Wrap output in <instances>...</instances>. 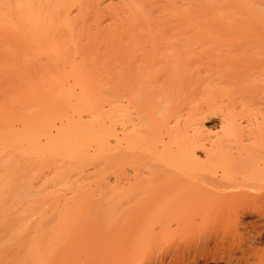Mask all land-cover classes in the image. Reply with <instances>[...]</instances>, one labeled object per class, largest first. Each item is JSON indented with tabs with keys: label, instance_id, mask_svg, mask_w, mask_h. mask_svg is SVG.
<instances>
[{
	"label": "bare ground",
	"instance_id": "obj_1",
	"mask_svg": "<svg viewBox=\"0 0 264 264\" xmlns=\"http://www.w3.org/2000/svg\"><path fill=\"white\" fill-rule=\"evenodd\" d=\"M106 1L112 2L114 0H0V42H7L12 46H23L26 50L44 49L56 43L54 42L57 39L56 36L60 35L59 33L62 31L71 37L77 29L78 18L83 19L87 16L86 13L91 12V9L102 6ZM118 1L125 2L126 6L124 7L127 8L126 10L132 12L128 14L127 22L119 26L121 30H113L117 33L122 32V29L125 30L133 26V23H135L132 17L133 14L148 17L146 13L148 8H161L159 7L161 2L169 3L171 6H166L165 9L172 11L170 12L171 15L177 16L175 27H177L179 33L178 42L182 50L180 53L170 55L156 53L155 48L148 47V44H154L155 42L154 36L151 33L148 35L149 30L137 34L128 32L126 34L129 48L127 63H125V70L119 76L122 79V96H118L114 91L115 89L113 90L114 85L112 82L105 81L106 83H102L101 79L97 78V73L95 74L96 64L92 65V70H88L85 64L75 62L76 59H73L70 74L75 76L79 92L67 90L62 92L59 100L51 97V102L55 103L54 105L60 104L59 106L65 107L57 109L60 113H57V115L62 118L67 115V118L64 119L67 122L66 126L71 127V129L60 133L57 131V135L53 134L55 136L49 134L51 128L53 129L56 125L54 121L59 118L58 116L55 117L56 119L53 118L56 116L53 112L56 110L48 114L50 115L49 119L52 117L51 121H53V123L50 121L48 124L44 123L45 116L43 118L39 115V117L33 112L35 113L34 116L40 119L38 120L37 117L35 119L32 117L33 113L30 114L33 121H31V117L29 120L23 121V126L27 125V127H23L21 131L19 129L22 127L16 128L18 131L16 136L14 135L16 134L14 133L16 132L15 129L14 132L8 130L9 128L12 129L11 127L14 128V126L7 123L5 127H11L5 128V130L2 126L5 131L2 127L0 128V136L5 133V135L3 134L5 139L4 137L1 138L4 140L12 139L13 141H10V143H13H11L12 145L9 144V140L8 142L5 141L7 142V149L4 146L2 148L4 153L5 150H8L5 154L10 152L9 156H3L2 149H0V153H2L0 154V161L3 157L1 162H6L8 161L7 158H10V161L5 164L0 162V165L4 164L6 167L0 166V169L2 168L0 171L6 172L3 173V176L1 175L3 178L0 176V190L2 191V188L5 190L7 187L9 190L14 186L18 187L17 189L13 188L14 192L7 189L9 192L6 191L5 193L10 194L12 192L11 196H8V194L0 195V198L2 197L0 208L2 203L4 206L8 203L5 208L8 207L9 212V209H11L9 204L14 205L15 208V203H17V206L20 204L21 206H16V210L21 209L20 212L29 210V213L21 220V225L18 224L20 219H16L18 211L15 212L13 207L12 210L14 211L11 210L13 213L10 211L12 214L4 213L9 215L1 214L7 210L4 209V206L3 211L0 210V214L3 216L0 217V220H3L1 222L10 225V229L8 227L3 229L2 225L4 224L0 222V229L2 228L3 230H1L4 232L0 231V233H3L0 234V259L3 254L5 255L4 259H6L7 254L11 256L14 253L13 258L14 256L16 258L9 257L11 259H6L9 260L7 263L4 259L2 261L5 264H147L148 259H146V262L142 257L145 253L141 251L143 245L141 244V238L144 240L146 238V242L149 239L156 240L159 241V245H163L168 241H166L167 238L170 240L171 238L175 239V236H177L179 241L177 243V239L175 240L174 243L176 244L170 252H163L164 255L161 254L154 260V256H152V259L149 256V263L186 264L191 259L194 262L195 257L199 259V255H202V258L205 259L206 252H208L207 256L212 255L209 250L212 251L215 247L213 251L216 256L210 257L222 259L223 257H220L221 252L225 251L228 257L222 260H229L232 264H243V261L245 263L248 260L250 253L256 250L257 243L261 241L259 239L263 235V231L261 232L258 228L260 224L252 220L251 222L250 220L249 222L246 221L248 217L255 216L256 218V215L260 217V223L263 222L262 218L264 220V0ZM150 32L153 33V31ZM71 43H75L74 39L71 40ZM59 46L57 45L53 49L59 50ZM139 51L142 52L140 57L137 56ZM162 55L167 57H162ZM55 57L60 58L61 54H57ZM172 64L176 66H174V69L167 67L172 66ZM105 77L115 80L106 73ZM65 89L66 87H63V90ZM215 93L221 97L225 93V96H227L226 102L218 99ZM201 95H210L209 102L201 103L199 100ZM123 97L127 98L128 106L123 104ZM106 106H108L109 112L105 110ZM67 108L69 111L72 110L77 113L79 118H82L83 114L87 112L86 115L89 114L92 120H89V122L78 120L76 123L72 121ZM215 111L222 113L224 130L207 145L206 139L201 134L202 119L207 113ZM51 114L54 115L51 116ZM105 117H108L112 124H120L121 129L126 131V140L122 148L107 147L106 140L108 141V137L113 135L114 128L111 124L105 126ZM34 119L36 121L35 126L32 123ZM27 121L31 127L34 126L35 128L32 129L28 126ZM37 121H41V125L44 123L43 127L46 131L48 130L45 125L50 126L52 124L54 126L48 127L47 136H51L46 139L48 140L46 146L49 145L47 147H43L44 144H39V134L42 130L40 128L42 127L38 125L40 123ZM36 125L38 128H36ZM35 129L40 131H35L39 145L33 143L34 146L30 141L37 139L36 134H33ZM7 130L8 133H6ZM30 132H33L34 136H31ZM7 134L15 136V139L7 137ZM28 135L36 137L35 140ZM25 140L27 143L30 142L36 149L33 147L32 150L26 151L28 148L21 147L20 141L25 143ZM14 142H17V148H14L16 145H14ZM13 145L14 147H12ZM95 146L98 150L91 153L92 147ZM8 147L12 148L8 149ZM21 149H24V151ZM34 149L36 150L35 153ZM198 149L203 151L204 160H200L197 156ZM13 152L16 153L17 158L12 154ZM29 152L32 153H30L31 155L34 154L35 158H38L32 159L33 156H28ZM25 153H27V157H24L26 156ZM125 155L127 157L124 158ZM46 156L48 157L46 158ZM4 157L6 158L4 159ZM22 157L25 160L29 157L28 162H22ZM127 158L132 161V164L140 162V164L136 163L138 166L140 165L139 167L143 165L146 169L148 168V183L142 181L141 184L145 191L147 190L145 188H148V193L144 192L145 195L147 194V199H145L148 203L144 198L141 199H144L145 205L148 206V222L151 223L145 225L147 215L145 216L146 219H142L145 221L143 223L140 219L144 216L138 213L140 215L139 221H142L144 228L146 227L145 232L142 226H139L141 224H133L135 220L132 217L135 219V216H137L135 213L134 216L129 217L131 222L133 220L131 224H128L130 222L128 219V222L126 220L121 222L120 219L121 225L127 222L124 226H119V223L115 222L117 219L114 218H116L117 211H115V215L113 214L115 221L113 219L106 220L109 226L103 220L105 219L104 216H98L101 213L96 214L98 218L100 217L99 220L95 216L98 221H92L90 215L95 212L91 211L90 214L89 210L87 212L83 211V208H80L81 204L93 208L95 206L98 210L95 204L97 201H101L105 207L104 204L107 200L110 203L115 199L111 201V198L108 199L110 195L104 196V192V194L102 192L97 193L98 195L96 193V195L88 194V196L90 195L88 198L86 194L83 193V196L82 192L78 194L79 191H75L76 196L80 195V200L83 199L81 200L83 203H81L79 199V202H77L78 196L76 197L75 192L73 193L74 187L72 192L71 189H67L69 186V188H72L73 182L77 179H81V177L78 178V174H81V172L83 174L84 169L90 164L93 166L95 164L97 169H100V171L96 170L94 166V174L96 173L97 176L102 177L104 176L103 172H110V169L117 170V165L119 166L118 171L122 170V164L124 165V162L128 160ZM49 159H52L49 163L53 165V168L55 167V170L51 165L50 173L53 174L50 175L49 179L45 178L44 182L48 179L46 182L51 184V178L53 182L57 181L56 183H58L59 181L61 184H58L64 186L57 189L58 184V187L54 188L53 186H56V184L53 183L52 188L49 184L43 182V185L46 184L49 189H56L57 192H48V187L44 188L46 185L42 186L44 190L41 187V189L33 192L32 189L34 188L30 180L34 175L35 177L38 176L37 171L41 173L42 169L40 170L39 166L49 168ZM37 160L38 162H36ZM129 160L125 164L129 163L132 166ZM115 161L123 163L117 164ZM114 162L117 165H114ZM15 163L18 166L20 165V170L24 173L21 175L22 177L26 175L25 171L29 170V174L26 171L27 177L22 178L19 176L22 173L20 171L19 174L17 173L15 167L18 169V166ZM136 164L134 171L135 168L138 171H135V174L140 170L139 167H136ZM113 165L114 168H112ZM3 167L8 171H4ZM71 172L75 174V177H73L74 175L70 176L72 175ZM11 173H15V175H11ZM7 175L10 177L8 178ZM53 175L56 177L55 180L54 177L52 178ZM136 175L135 178H138ZM58 177L73 182L69 183L64 180V183H62L63 181ZM74 178L76 180H73ZM117 178L122 181V179H119L120 176ZM23 179H25L24 185L22 184ZM134 179L132 177V181ZM82 180L85 181L86 179H81L79 183L76 181L74 186L80 183L85 184ZM129 180L131 179L129 178ZM5 181L8 182L7 186L4 185ZM139 182H141V178ZM66 184H69V186L67 187ZM19 185H21V189ZM136 185L139 184L136 183ZM147 185L148 187H146ZM80 186H76L75 189L78 190L77 187H79L81 190ZM29 188L35 194L40 192L37 193L38 195L36 194L37 198L35 194L30 195L32 192ZM65 189L69 191H65L69 193L67 199L69 200L74 195L75 198L73 197V200L72 198L71 200L74 202L76 200L78 204L76 202L71 204V200H69L70 203L63 199L66 198ZM58 190L65 193H63L64 197ZM14 194L17 202L13 198ZM100 194L104 196L103 199H106V201L101 200ZM95 196L98 197L97 200H95ZM129 197L133 199L134 196ZM129 197H127L128 201ZM7 198H9L8 201L13 202H7ZM138 198L135 199L134 197L135 203H132V208L133 205H136V209L144 206L138 207L142 202L138 203ZM4 199L6 203H4ZM90 199L91 202L88 205ZM124 199L119 200V202H123ZM117 202L116 204H120ZM28 203H31V205ZM27 204L28 206H26ZM101 205L99 207L103 209ZM32 206L34 207L33 211ZM127 206L129 207V205ZM146 206H144V210H146ZM190 206L191 208H189ZM195 207H198L199 211L194 216L193 212L195 211L193 209ZM132 208H128L130 210L128 211L126 207V212L132 213ZM93 210L95 211V208ZM155 210H158L157 212L160 215L158 217L155 215V219L152 217L155 220V223H152L149 217L153 215ZM147 211H144L143 215ZM225 211L227 212L226 216L224 215ZM108 212L111 213V211H107L106 215ZM87 213H89V217H87L89 222L86 221L87 215L85 214ZM12 215L18 220L17 223H13L15 219ZM80 215L84 216L86 220H83L84 217L82 218ZM196 215L201 219L203 223L201 225L203 226L207 217L206 223H209V227L211 225L209 220H217V223L215 222L213 227L210 228L211 231L207 227L208 233L211 232L210 235L207 234V231L208 236L203 234L207 229L203 227L205 230L203 229L204 232L201 231V222L196 223V220H198V218H195ZM4 216H6V220ZM8 216L13 219L11 223L8 222ZM212 216L216 217L210 218ZM107 217L109 218V215ZM156 217L160 220H156ZM100 219L105 223L103 224V221L101 223ZM15 223L19 226L14 225ZM111 225L115 226V229ZM107 226L112 229L107 228ZM12 227L16 228L13 229ZM17 227L20 228V231ZM260 228L262 229V227ZM11 232L15 235H12ZM17 233H19V236ZM11 236H17L19 239L17 240ZM186 236L188 238H184ZM13 238L18 242L14 241L15 244H11ZM7 239H10L11 242H5ZM150 240L151 245H149L154 246L155 241L152 245ZM211 242L214 243L213 247H210L213 245ZM4 244L12 245L14 252L10 249L11 246L8 245L12 252L6 248L7 251L9 250L7 253ZM216 249L218 253L220 252L218 250H222L219 253L221 255H217ZM5 251L6 253H4ZM263 252L262 250V253L259 254L257 250L254 255L257 256L258 253L260 259L264 254ZM252 255L253 253L250 256ZM187 257L191 259L189 258V261L185 263ZM252 257L249 258L252 259ZM261 258L263 260L264 257ZM253 259L248 260L247 264L251 263ZM255 259L257 258L255 257ZM2 261L0 264H3ZM257 261L259 260L257 259ZM257 261L254 263L258 264ZM231 262L229 263L231 264Z\"/></svg>",
	"mask_w": 264,
	"mask_h": 264
},
{
	"label": "rangeland",
	"instance_id": "obj_2",
	"mask_svg": "<svg viewBox=\"0 0 264 264\" xmlns=\"http://www.w3.org/2000/svg\"><path fill=\"white\" fill-rule=\"evenodd\" d=\"M177 5H178V2H177ZM124 6H126V3L125 2H122V1H118V0H114V1H112V2H110V1H106L102 6H100V7H97V8H95V9H91V12H88V13H86L87 14V16H85L83 19H80V18H78V26H77V29H76V31L72 34V36L70 37L69 35H67L64 31H62L61 33H59L60 35H57L56 36V41H54V42H56V43H54V44H52L51 46L49 45L48 47H45L44 49H38V48H36V49H32V50H26V49H24L23 48V46H20V47H18V46H16V45H14V46H12V44L10 45L9 43L7 44V42H0V128L2 127V126H4V129L6 128V129H8L9 127H11V126H14V128L13 127H11L12 129H8V130H13L12 132H14V129H15V131L16 132H14V133H16V134H14L15 136L17 135V133H18V131H17V129H19V127L21 128V129H19L20 131L23 129V123L25 122V120H29V118L31 117L30 116V114L32 115V113L33 112H35L36 113V115H41V117L43 116V118H44V116H45V122L44 123H49L51 120H52V117L49 119V116L50 115H48V114H50L52 111H54V110H56L55 112H53L56 116H54L53 118H55V117H59V115H57V113L58 114H60L59 112H58V110L57 109H63V108H65L64 106H59L60 104H56V105H54L55 103H53V102H51V97H53V98H57L58 100L60 99L59 97L61 96V94H62V92H65V91H67V90H75L76 92H79V87H78V85H77V83H76V81H75V76H73V75H71L70 74V72H71V63L73 62L72 60L73 59H76V61L75 62H78V63H80V64H85L86 65V67H87V69L88 70H92L93 68H92V65H95L96 64V66H95V70H96V72H95V74H96V76H97V78L98 79H101V81H102V83H104L105 81H109V82H112L113 83V85H114V88H113V90L117 93V95L119 96V95H121L122 96V89H121V87H122V82H121V78L119 77L120 75H121V73L125 70V67H126V64L125 63H127V57H128V53H129V48H128V46H127V43H128V40H127V36H126V34L128 33V32H132V33H135V34H137V33H141V32H143V31H148L149 30V32H148V35H149V33H151L153 36H154V38H155V42H154V44H152V43H150V45L148 44V47L150 46V48L152 47V48H155L156 50H157V52L156 53H163V54H165V55H170V54H176V53H180L181 52V50H182V47H181V45H180V43L178 42V39H179V33H178V30H177V27H175V25H176V17L175 16H173V15H171V13L170 12H172V11H170V10H167V9H165V7L166 6H171L169 3H166V2H161V6H159V7H161V8H156V7H153V8H148V10H146V13L148 14V17H144V16H136V15H132V17H133V21L135 22V23H133V26L132 27H130V28H128V29H122V32H120V33H117V32H115V31H113V30H121V28L119 27L121 24H123V23H126L127 22V17H128V14L129 13H131L130 11H127L126 9V7H124ZM166 13L168 14V16L166 17ZM80 30V31H79ZM150 31H153V33L152 32H150ZM72 39H74V41H75V43H71V40ZM57 45H60L59 46V50L57 49V50H54L53 49V47H55V46H57ZM40 47H43V46H40ZM151 48V49H152ZM38 49V50H37ZM75 49H77V50H75ZM57 54H61V57L60 58H56L55 57V55H57ZM137 56L138 57H140L141 55H142V52L141 51H139V52H137ZM162 57H165V56H163L162 55ZM167 57V56H166ZM165 57V58H166ZM175 65L174 64H172V66H167V67H171L172 69H174L175 67H174ZM94 70V71H95ZM105 73L106 74H109V76L110 77H112V79H115V80H111V79H109V78H107V77H105ZM63 74H65V75H67V76H63ZM65 79V80H64ZM106 83V82H105ZM63 87H66V89L65 90H63ZM112 90V91H113ZM223 95L224 96H219L218 94H216L215 93V96H217V98L218 99H222V100H224L225 102H226V98H227V96H225L226 94L225 93H223ZM210 98H211V96L210 95H201V96H199V100L201 101V103H207V102H209V100H210ZM123 104L125 105V106H128V100H127V98L126 97H123ZM109 104V103H108ZM107 104V105H108ZM69 109H70V107H69ZM67 110H68V108H67ZM105 110L106 111H108L109 112V108H108V106H106L105 107ZM61 111V110H60ZM63 111V110H62ZM35 113H33V118H35V117H37V116H34V114ZM62 113V112H61ZM66 113H67V111H66ZM87 113V112H86ZM86 113H82L83 114V117L82 118H79V116H78V114L77 113H74L72 110H68V114H69V116L71 117V119H72V121H74V122H76L77 123V121L78 120H80V121H83V122H89V120L91 121L92 120V118L89 116V114H87L86 115ZM89 113V112H88ZM54 114H51V116H53ZM65 114V113H64ZM91 114V113H90ZM85 115V116H84ZM60 116H62V115H60ZM65 116V115H64ZM32 117H31V121H33L32 120ZM40 117V116H39ZM89 117V118H88ZM60 118V119H59ZM58 119H56L54 122H55V124L56 125H50V126H53L54 128L52 129L51 128V132L49 131V128H50V126H48V125H45V127H46V129L49 131V134L51 133L52 135L53 134H56L57 133V131L60 133V132H63V131H65V130H67V129H71V127H67L66 126V124H67V122H66V118H67V115H66V117H64V118H62V117H59ZM62 118V119H61ZM36 119V118H35ZM35 119H34V122H32V123H34V126H35V123H36V121H35ZM37 119H38V117H37ZM40 119V118H39ZM38 119V120H39ZM42 119V118H41ZM61 120H63V121H61ZM222 120H223V116H222V113L220 112V111H215V112H210V113H207L206 115H205V117L202 119V127H201V134H202V136L206 139L205 140V142L207 143V145L212 141V140H214L215 138H216V136H218V135H220L222 132H223V130H224V126H223V122H222ZM24 121V122H23ZM42 121H43V119H42ZM38 122V121H37ZM41 122V121H40ZM40 122H38V123H40ZM64 122V123H63ZM71 122V121H70ZM7 123L8 124H10L11 126H9V127H5V125H7ZM37 123V124H38ZM44 123L41 125V123L40 124H38V125H40L42 128H40V129H42L41 130V133L39 134V144H44V146L43 147H45L46 146V143L48 142V140H46L47 139V137L48 136H51V135H48L47 136V134H48V131H46L45 129H44V127H43V125H44ZM51 123H53V121H51ZM104 123H105V126H108L109 124H111V126L114 128V131H113V135L112 136H109L108 137V141L106 140V142L108 143V146L107 147H110V148H122L123 146H124V143H125V140H126V136H125V134H126V131H123L122 129H121V125L120 124H112L111 122H110V119L108 118V117H105L104 118ZM22 124V125H21ZM27 124H28V121H27ZM28 126H30L29 124H28ZM31 127L32 129L33 128H35V127ZM37 126V125H36ZM27 127V125L24 127V128H26ZM49 127V128H48ZM17 128V129H16ZM30 128V129H31ZM36 128H38V126L36 127ZM2 129H3V127H2ZM1 129V130H2ZM3 129V131H5ZM31 129V130H32ZM6 131V133H8L9 131ZM30 130V131H31ZM37 129H35V130H33V132H35ZM39 130V129H38ZM38 130H37V132H38ZM3 131H1V132H3ZM11 131H10V133H11ZM19 131V132H20ZM40 131V130H39ZM45 131L47 132L46 134H45ZM32 132V133H33ZM9 133V134H10ZM31 133V132H30ZM30 134L31 136H34L35 134H36V137H37V139L35 140V138L34 137H31L30 135H28V136H30L31 138H33V140H35V141H30V140H32V139H30V137H28L29 139H26V140H29L30 142H32V144L33 143H35V144H38L37 143V140H38V136H37V133L35 132V133H33V134ZM4 135H5V133H3ZM3 134H1L2 136H0V138L1 137H4V139H5V136H3ZM9 134H7V137L9 136V137H15V136H10ZM58 134V133H57ZM56 134V135H57ZM41 135V136H40ZM53 136H55V135H53ZM6 137V138H7ZM3 138H1L0 139V143H4L5 141H7L8 142V140H9V144H11L13 141H12V139L10 140V139H6V140H2ZM15 139V138H14ZM26 140H25V143L24 142H22V141H20L21 142V144H22V146L21 147H24V148H28L26 151H30V150H32L33 149V147L35 146V144H33L34 146H32L31 145V143L30 142H26ZM10 141H12L11 143H10ZM7 142H5V145L3 144H0V149H2V148H4L5 147V149H7L6 148V144H7ZM17 142H14V145L16 144ZM24 143V144H23ZM28 145H27V144ZM30 143V144H29ZM8 144V146H10ZM13 144V143H12ZM11 144V145H12ZM18 144H20V143H18ZM20 144V145H21ZM38 144V145H39ZM49 144V143H48ZM14 145L12 146V147H14ZM19 145V146H20ZM42 145H40V146H42ZM4 146V147H3ZM17 146V144L15 145V147L14 148H17L16 147ZM30 146H32V148H30ZM47 146H49V145H47ZM46 146V147H47ZM12 147H8V149L10 148H12ZM21 147H18V148H21ZM35 148V147H34ZM36 149V148H35ZM34 149V153H35V150ZM14 150V149H13ZM12 150V151H13ZM21 150H23L24 151V149H21ZM96 150H98V148H96V146L95 147H92V149H91V153H94ZM2 151V153H3V156L5 155V156H9L8 154L10 153H8V154H5V153H7V151L8 150H5V153L3 152V149L1 150ZM0 151V152H1ZM11 151V150H10ZM15 151V150H14ZM25 151V152H26ZM2 153H0V154H2ZM31 152H29L28 154V156L30 157H32V159H37L38 157H36L35 158V155L33 154V155H31L30 154ZM38 153V152H37ZM37 153H36V155H37ZM44 153H46V152H44ZM12 154H14V156H15V154L16 153H12ZM197 156L199 157V159L200 160H204L205 159V156H204V153H203V151L202 150H200V149H198V151H197ZM25 155L26 156H24V157H27V153H25ZM46 155H48L47 153H46ZM12 156V155H11ZM38 156V155H37ZM50 156V155H49ZM16 157V156H15ZM24 157H22L21 158V161L23 162H25V161H27L28 162V160H29V157L25 160L24 159ZM48 156H46V158H47ZM125 157H127L126 155L124 156V158ZM6 157H4V159H5ZM17 158V157H16ZM50 158H52L51 156H50ZM123 158V159H124ZM8 159V161H10L9 159L10 158H7ZM13 159H14V157H13ZM24 159V160H23ZM31 159V160H32ZM128 159V158H127ZM2 160H3V157H2ZM1 160V161H2ZM44 160H48V159H44ZM120 161L122 160V159H119ZM124 160H126V159H124ZM124 160H123V162H124ZM129 160V159H128ZM128 160L126 161V162H128ZM0 161V162H1ZM6 161V160H5ZM8 161H6V162H4V164L5 163H7ZM11 161H12V159H11ZM20 161V160H19ZM35 161V160H34ZM50 161H52V159L50 160L49 159V161H48V163L50 162ZM116 161H118V160H116ZM115 161V162H116ZM116 162L117 164L118 163H123V162ZM130 161V160H129ZM3 162H1V163H3ZM30 163L32 162V161H29ZM36 162H38V160L36 161ZM36 162H34V163H36ZM115 162H114V165H117V164H115ZM126 162H124V165L122 164V166H123V168H122V166H121V168H122V170L120 169V171H118L119 170V166L117 165V170H115V169H113V170H111L110 168L112 167H110L109 169H110V172L108 171V172H103L104 173V176H97V174L95 173L94 174V166H95V164H94V166L93 165H89V166H87L85 169H84V171H83V174H82V172H81V174H78V178L79 177H81V179H86L85 181H83V183L85 182V184H79V185H76V186H80L81 187V190H80V188L79 187H77V189L78 190H76L75 188H76V186H74L76 183V181H78L77 183H79L80 181H81V179L79 178V179H77L76 180V178H77V175H76V178H74L73 180H76L75 182H73V181H70V182H73V186H72V188H69L70 186H69V184L67 185V189H71L70 191L72 192L73 190V187H74V191H73V193L76 191V192H78V194H80L81 192H82V195H83V193L84 194H86L87 195V197L89 198V196L90 195H92V194H94V195H96L97 193L99 194V193H101L102 192V194H104V196L105 195H110V197L108 196V199H110L111 201H113V199H115V201H113V202H115V203H113V202H110L109 203V201H108V203H109V205H108V203H107V201H106V199L104 200L103 198H104V196H102L101 194H100V197L102 198L101 200L103 201H106L105 202V207L103 206V203L101 202H99V201H97L95 204H96V206H97V208H98V210L96 209V207L94 206V208H95V211L93 210L94 208L92 207H89V206H85L84 204H81V207L78 205V207H80V208H83V211H88L89 210V213L91 214V211H93V212H95L94 214H91L90 215V219L93 221V220H96V221H98L99 220V218L101 217V216H104V218L105 219H103V217H102V219L103 220H108V219H113V217H115L116 216V218H114V219H117L115 222L117 223H119V226H124V225H126L127 224V222L128 221H130V222H128V224H131L132 222H133V220H135L134 221V223L133 224H141V225H139L140 227L142 226V228H143V231H144V229L146 228H144L143 227V224H142V219H146L145 218V216L148 214V212L149 211H147V207L148 206H146L145 204L146 203H148V201H146V195H145V193H148V188H145V189H147L146 191L144 190V188H143V186L141 185L142 184V181H146V183H148V168L146 169V167L145 166H143V165H141V167H139L136 163H139L140 164V162H136V163H131L132 161H130V163L132 164V166L128 163V164H125ZM20 163V162H19ZM29 163V164H30ZM47 163V162H46ZM46 163H45V166H46ZM51 163H53V162H51ZM4 164H2V165H0V166H4L5 167V165ZM17 166H18V164L17 163H15ZM26 164V163H25ZM28 164V163H27ZM50 164V163H49ZM135 164H136V167H139L140 168V170H139V172H137L136 174H135V171H138L137 170V168H135L136 170L134 171V167H135ZM41 165H44V164H41ZM51 165L52 164H50V166H49V168L46 166V167H43V166H39L40 167V170L42 169V171H41V173H39L38 171H37V173H38V176H36L35 177V175L32 177V179L30 180V182H32V186H33V188L34 189H32V191L33 192H35V191H37L38 189H41V187L42 186H45L46 184H44L43 185V182H44V180H45V178H48L49 179V177H50V175L51 174H53V173H50L51 172V170H50V167H51ZM114 165H113V167L112 168H114ZM20 166V165H19ZM18 166V169L15 167V170L16 171H18L17 173L19 174V171L21 172L22 170H20V167ZM145 167V168H143V167ZM4 167H3V169H4ZM39 167H38V169H39ZM42 167V168H41ZM96 167V166H95ZM116 167V166H115ZM6 168V167H5ZM52 168H53V165H52ZM138 168V169H139ZM54 170H55V167L53 168ZM96 170H99L100 171V169H97V167L95 168ZM108 169V170H109ZM0 170H2V168L0 169ZM39 170V171H40ZM4 171H8V170H5L4 169ZM24 171V170H23ZM27 172L29 171V170H26ZM25 171V173H26V175H27V172ZM2 172V174H0V176L2 175L3 176V173L5 174L6 172H3V171H0V173ZM13 172V171H12ZM54 172V171H53ZM98 172V171H97ZM22 173V172H21ZM30 172H28V174H29ZM54 173H56V172H54ZM75 173V172H74ZM77 173V172H76ZM100 173V172H99ZM103 173L101 174V175H103ZM7 174H8V172H7ZM9 174H10V172H9ZM24 173H22V174H20L19 176H21V175H23ZM58 174H60V173H58ZM71 174H72V172H71ZM11 175H15V173L14 174H12L11 173ZM26 175H24V177L26 176ZM56 175V174H55ZM61 175V174H60ZM74 175V176H73ZM135 175L136 176H138V178L136 177L135 178ZM141 175V177H139ZM1 176V177H2ZM8 176V175H7ZM16 176H17V178H19L18 177V175L16 174ZM15 176V177H16ZM28 176V175H27ZM26 176V177H27ZM30 176V175H29ZM62 176H64V175H62ZM70 176H73V177H75V174H72V175H70ZM70 176H69V178H70ZM118 176H120L121 178H119V179H122V181L121 180H118ZM10 176H8V178H9ZM14 177V176H13ZM12 177V178H13ZM22 177V176H21ZM24 177H22V178H24ZM35 177V178H34ZM54 177V175L52 176V178ZM72 177V178H73ZM83 177V178H82ZM132 177H133V179L135 180H133L132 181ZM3 178V177H2ZM7 178V177H6ZM21 178V179H22ZM55 178L56 177H54L53 179L55 180ZM66 178V177H65ZM68 178V180H70ZM117 178V179H116ZM128 178V179H127ZM129 178L131 179V180H129ZM140 178H141V182H139V180H140ZM48 179L46 180V181H48ZM58 179H61V181H63L62 183H64V180H62V178H59L58 177ZM98 179V180H97ZM116 179V180H115ZM136 179H138V180H136ZM6 180V179H5ZM15 180V179H14ZM25 179H23V182H22V184L24 185L25 183V181H24ZM57 180V179H56ZM72 180V179H71ZM3 181H4V179H3ZM7 181V180H6ZM5 181V186H7L6 184L8 183V182H6ZM11 181V180H10ZM45 181V182H46ZM50 183L51 184H49V183H47V184H49V186L50 187H52V184L53 183H55L56 184V186H53L54 188H56V187H58V183H60L59 181H58V183H56V182H53L52 181V179L50 178ZM65 181H67V180H65ZM132 181V182H131ZM44 182V183H45ZM67 182H69V181H67ZM67 182H65V183H67ZM69 182V183H70ZM133 182H135V183H133ZM143 182V183H144ZM3 183V182H2ZM10 183V182H9ZM75 183V184H74ZM136 183L137 184H139V185H136ZM10 184H12V183H10ZM21 184V183H20ZM26 184H28V183H26ZM58 184V185H57ZM61 184V183H60ZM29 186H30V184H28ZM1 186L3 187V185L1 184ZM21 185H19V187H20ZM29 186H27V187H29ZM49 186L48 185H46V187H44L45 189L47 188L48 190V192H50V191H56V189H52V188H50L49 189ZM60 186H64L63 184L62 185H59V187L57 188V189H59L60 188ZM25 187V186H24ZM146 187H148V185L146 186ZM1 188V187H0ZM9 188H11L10 186H9ZM14 189H17L16 188V186H14L13 187ZM13 188L11 189V190H9L8 189V187H7V189L9 190V191H13ZM65 188V187H64ZM63 188V189H64ZM6 188H5V190L2 188V191L0 190V195H2V196H4V195H7L8 193H5L6 191H8ZM20 189H21V187H20ZM26 189H28V188H26ZM30 189V192H32L31 191V188H29ZM62 189V190H63ZM3 190H4V192H3ZM42 190H44L43 189V187H42ZM62 190H58V192H62ZM8 191V192H9ZM66 191V189L64 190V192ZM14 192V191H13ZM32 192V194H30V195H33V194H35V193H33ZM57 192V191H56ZM60 192V193H61ZM63 192V193H64ZM66 192H69L68 190L66 191ZM65 192V193H66ZM75 192V196H76V193ZM104 192V193H103ZM107 192V193H106ZM145 192V193H144ZM12 192H10V194H8V196L10 195H12L11 194ZM38 193V192H37ZM36 193V194H37ZM40 193V192H39ZM38 193V194H39ZM63 193H61V194H63ZM64 193V194H65ZM96 193V194H95ZM35 194V195H36ZM37 194V195H38ZM64 194H63V197H64ZM88 194H90L89 196H88ZM97 194V195H98ZM37 195H36V198H37ZM70 195H71V193H70ZM73 195V194H72ZM74 195H73V197H74ZM145 195V196H144ZM8 196H5V197H8ZM66 198H63V199H65L66 201H69V200H71V198H72V200H73V197L71 196L70 197V199L68 200L67 198H69V197H67V196H69V193H66ZM78 196V195H77ZM76 196V197H77ZM84 196V195H83ZM83 196H81V198H83ZM129 196H134L135 197V199H137L138 197V203H140L141 201L143 202L144 201V199H145V201H146V203H145V201H144V203L142 204V202H141V204L140 205H138V207H140L141 205H144V206H146V210H144V206L143 207H140V208H142L141 209V212H140V208H138V209H136V205H133V208H132V203L134 202L135 203V199H134V197H133V199H134V201H133V199L131 198V197H129ZM16 196H15V194H14V197L13 198H15ZM35 197V196H34ZM80 195L78 196V198H77V202H79L78 201V199L80 200ZM86 197V196H85ZM96 197V196H95ZM94 197V198H95ZM127 197H129V201H128V198ZM137 197V198H136ZM2 198V197H1ZM0 198V199H1ZM4 198V197H3ZM10 198V197H9ZM9 198H7L6 200H7V202H10V203H12L11 201H8L9 200ZM30 198V197H29ZM28 198V199H29ZM32 198H33V196H32ZM75 198V197H74ZM91 198H93V197H91ZM93 198V199H94ZM97 198L98 197H96L95 198V200H97ZM107 198V197H106ZM124 198H126V199H124ZM141 198H144L143 200L141 199ZM11 199H12V197H11ZM16 199V198H15ZM62 199V200H63ZM85 199V198H84ZM100 199V198H99ZM98 199V200H99ZM122 199H124V201L123 202H121V203H125V204H121L120 202H119V200H122ZM132 199V200H131ZM2 200V199H1ZM6 200L4 199V203H6ZM14 200V199H13ZM34 200V199H33ZM37 200V199H36ZM71 200V201H72ZM81 200H83V199H81ZM80 200V202L81 203H83V201H81ZM127 200V201H126ZM20 201V200H19ZM64 201V200H63ZM71 201H69L70 203H71ZM85 201V200H84ZM88 201V200H87ZM94 201V200H93ZM103 201V202H104ZM119 202L120 204H116V202ZM130 201H132L131 203H130ZM136 201V202H137ZM15 202H17V199H16V201ZM32 202V201H31ZM75 202H76V200H75ZM74 201H72V203L71 204H74L75 203ZM76 202V203H77ZM90 202H91V199H90V201L87 203L88 205L90 204ZM117 202V203H118ZM85 203V202H84ZM111 203H112V205H111ZM131 205H130V204ZM0 204H1V202H0ZM7 204L8 203H6L5 204V206H7ZM14 204V203H13ZM16 204V206H17V203H15ZM18 204H20V203H18ZM29 204V203H28ZM28 204L26 205V206H28ZM35 204H36V202H35ZM34 204V205H35ZM78 204V203H77ZM77 204H75V205H77ZM102 204V205H101ZM107 204V205H106ZM113 204H116V205H113ZM137 204V203H136ZM10 205H11V207H10ZM25 205V204H24ZM29 205H31V203L29 204ZM33 205V204H32ZM83 205H84V207H83ZM102 206L103 207V209H100V207L99 206ZM120 205V206H119ZM127 205H129V207L127 206ZM148 205V204H147ZM2 207L0 208V210L1 211H3V203H2V205H1ZM5 206H4V209H7V210H5L3 213H1V214H3V215H9V214H4L5 212H8V207H6L5 208ZM16 206H15V208H14V205L12 206V204H9V208H11V209H9V212L8 213H11L12 211H14V210H12V207H13V209H15V212L16 211H18L17 212V217L15 216V214H13L15 217H16V219H20V221H19V223L18 224H20V222L22 223V219L25 217V215L26 214H28L29 213V210H26V211H24V212H20L19 210H21V209H18V210H16ZM21 206V204L20 205H18L17 207H20ZM25 206V207H26ZM118 206V207H117ZM127 207V209L128 208H132L131 210H132V213L130 212V214H129V212H126V207ZM86 207V208H85ZM101 207V208H102ZM125 207V208H124ZM23 208V207H22ZM31 208V207H30ZM30 208H28V209H30ZM33 206H32V211H33ZM121 208V209H120ZM189 208H191V206L189 207ZM12 210V211H11ZM35 210V209H34ZM187 210H190V209H187ZM0 211V212H1ZM11 211V212H10ZM31 211V210H30ZM80 211V210H79ZM107 211H111V213H112V215L114 214L115 215V211H117V213H116V215L114 216H112L111 215V213L110 212H108V214L106 215V213H107ZM128 211H130L129 209H128ZM144 211H147V212H145V214L143 215V213H144ZM158 211V210H157ZM156 210H155V212L154 211H152V212H154L153 213V215L151 216V217H149V218H151V220H152V223H155V220H153V218L155 217V215L158 217L160 214H159V212H157ZM193 211H195V212H193ZM193 213H194V216H195V213H198V207H195L194 209H193ZM197 211V212H196ZM14 212V213H15ZM92 212V213H93ZM226 212V211H225ZM224 212V215L226 214L227 215V212L225 213ZM13 213V212H12ZM11 213V214H12ZM85 213V212H84ZM89 213H87V214H85V215H87L86 216V218L87 217H89L88 215H89ZM97 213H101V215L100 214H98V216H100L99 218L97 217ZM110 213V214H109ZM137 215V216H135L136 218L134 219V217H132V222H131V219L129 218L130 216H134L135 214ZM138 213H140L142 216H144V218H141L140 219V215L138 214ZM151 213V212H150ZM150 213H149V216H150ZM0 214V217H3L2 215ZM10 214V215H11ZM80 214V213H79ZM81 214L83 215V213H82V210H81ZM103 214V215H102ZM152 214V213H151ZM12 215V216H13ZM82 215H80V216H82ZM94 215V216H93ZM109 215V218L107 217L106 218V216H108ZM122 215H124V216H122ZM225 215V216H226ZM13 216V218L15 219V217ZM79 216V215H78ZM92 216V217H91ZM95 216H96V218H98V220L97 219H95ZM141 216V217H142ZM9 217V216H8ZM11 217V216H10ZM8 218V222L10 221V223H11V221H13V219H11V218ZM84 216H82V218H83ZM94 217V218H93ZM124 217V218H123ZM153 217V218H152ZM157 217H156V220H160V219H157ZM216 217V216H215ZM214 216H212V217H210V218H215ZM82 218H81V220H82ZM85 218V217H84ZM83 218V220H86V218L84 219ZM196 219L198 218V216L196 215V217H195ZM208 218V217H207ZM207 218H206V220H205V223L207 222ZM218 218V217H217ZM216 218V219H217ZM255 220H254V219ZM3 219V218H2ZM4 219L6 220L7 218H6V216H4ZM9 219H11V220H9ZM15 219V221H13V223L14 222H18V220H16ZM89 219V220H90ZM120 219L122 220L121 222H123L124 220H126L127 221V219H128V221L126 222V224H120L121 222H120ZM130 219V220H129ZM136 219H138V221H136ZM139 219L140 220H142V221H139ZM155 219V218H154ZM258 221H257V220ZM102 220V221H103ZM119 220V221H118ZM147 222H145V221H143V223L145 222V225H148L149 223H151V222H148V215H147ZM249 220H250V222H251V220L252 221H256L257 222V224H260L259 225V229H260V231L263 233V235H262V237L259 239V243H257V248H256V250L255 251H253L252 253H253V257L252 256H250L252 253H250V255L248 256V260L252 257V259L254 258L255 259V257L259 260V261H257V259H253V263L255 262V261H257L258 262V264H264V258H263V260H261L262 258V256L264 257V254L260 257V259L258 258L259 257V255H258V253L260 254V253H262V250L264 251V225L262 226L261 224H264V220H263V218H262V221L263 222H261L260 223V221H261V219H260V217H258V215H256V218H255V216H252V217H248L247 218V221L246 222H249ZM1 221H3V220H0V222ZM87 222H89L88 221V218H87V220H86ZM96 221H94V222H96ZM102 221H101V219H100V222L102 223ZM150 221V220H149ZM154 221V222H153ZM197 222L196 223H198L199 224V222H201V219L200 218H198V220H196ZM211 223V225H210V227H209V223L207 224L206 223V225H205V223H204V226L203 225H201V224H203L202 222L200 223V225L202 226V227H200V229H201V231L202 232H204V228L203 227H206V229H207V227H208V229H209V231H211V227H213V224H215V222L217 221H215V220H213V219H211V220H209ZM212 221H214L213 223H212ZM5 222H7V221H5ZM108 221H106V223H107ZM2 223V222H1ZM14 224V225H17V224ZM97 223V222H96ZM105 222L103 221V224H104ZM111 223H112V221H111ZM110 223V224H111ZM116 223H115V226H116ZM147 223V224H146ZM217 223V222H216ZM2 224H4V225H2L3 227V229L5 228H9L10 229V225H8L9 223H7V225H6V223H2ZM6 225V227H4ZM21 225V224H20ZM107 225H108V223H107ZM0 226H1V224H0ZM12 226H13V224H12ZM17 226H19V225H17ZM109 226V225H108ZM107 226V228H114L115 226H112L111 225V227H108ZM105 227V226H104ZM174 227V226H173ZM260 227H262V229L260 228ZM1 228V229H2ZM13 229H15L16 227H12ZM12 228H11V231H12ZM107 228H106V230H107ZM111 228V229H112ZM147 228H148V226H147ZM0 229V231H2ZM17 229L19 230L20 228H18L17 227ZM115 229V228H114ZM204 229V230H203ZM208 229L207 230H205V232L203 233V234H206V231H207V234L208 235H210V233H208L209 231H208ZM10 231V230H9ZM8 231V232H9ZM20 231V230H19ZM109 231V230H108ZM111 231V230H110ZM3 232V231H2ZM1 232V233H2ZM6 232V231H5ZM145 232V231H144ZM213 232V231H212ZM0 233V234H1ZM4 233V232H3ZM2 233V234H3ZM15 233H16V230H15ZM20 233V232H19ZM19 233H17L18 234V236H19ZM111 233H112V231H111ZM143 233V232H142ZM147 233V232H146ZM198 233H200L199 231H198ZM1 234V235H2ZM9 234H10V232H9ZM11 234L12 235H15L13 232H11ZM16 234V235H17ZM206 234V235H207ZM0 235V236H1ZM6 235V234H5ZM116 235V234H115ZM119 235H121V234H119ZM202 235V234H201ZM207 235V236H208ZM6 236H10V235H6ZM145 236V235H144ZM204 236V235H203ZM11 237H14V238H16L17 240L19 239V237L17 238V236L15 237V236H11ZM143 237V236H142ZM147 237V236H146ZM176 238L174 239V238H171L170 240L167 238L166 239V243H164L163 245H159V241H156V240H150V241H152V245H153V241H155L154 243V246H150L151 244H150V242H149V240H148V242H146V238H145V240L144 239H142L141 238V244H143L142 245V249H141V251L143 252L144 251V253H142V254H144L142 257H143V259H148V263L147 264H150L149 262V259L151 258L152 259V256H154L153 257V260L155 259V258H158L157 256H160L161 254H163V252H167V251H169L170 252V250H171V248H173V246H174V244H176V243H174L175 242V240L177 239V243H178V239L179 238H177V236H175ZM7 238V237H6ZM8 238H10V237H8ZM14 238H13V240H12V242L11 241H9L10 239H7L5 242H7V241H9V242H11V244H15L14 243V241H17L16 239L14 240ZM184 238H188L187 236L186 237H184ZM12 239V238H11ZM184 240V239H183ZM210 240V239H209ZM145 241V242H144ZM211 241V240H210ZM18 242V241H17ZM261 242H263V243H261ZM8 243V242H7ZM213 245L212 246H210V247H213L214 246V243L213 242H211ZM211 243H210V245H211ZM261 243V244H260ZM141 244H138V245H141ZM150 244V245H149ZM5 245V244H4ZM8 245H9V247L11 246V248L10 249H12V251H13V246L12 245H10V244H6L4 247H5V249L7 248V249H9V247H8ZM149 246V247H148ZM260 247V248H259ZM16 248V247H15ZM14 248V249H15ZM113 248V247H112ZM215 248V247H214ZM214 248L212 249V251H210L209 250V252H210V254H212V255H209V256H207L208 255V252H206L205 253V255L207 256H205V255H203V256H205V259H204V257L202 258V255H199L200 257H199V259H197L196 257H195V259H194V262L192 261L193 259H191L190 257H187L186 258V260H185V263L187 262V261H189V258L191 259L190 261H189V263L190 262H192L191 264H225V262H227V263H229V262H231V261H225V260H222L223 258L224 259H226V257H228V254H225L226 252L225 251H222V250H218V251H222L221 252V254H219L218 252H217V249H216V251L215 252H217L218 254L217 255H221L220 257H223L222 259L221 258H216L215 257V259H214V257H210V256H216V254L214 253ZM7 249H6V251H7ZM9 249V250H10ZM18 249V248H17ZM114 249V248H113ZM259 249H260V252H259ZM9 250L7 251V253L9 252ZM115 250V249H114ZM257 250H258V253H257V256L256 255H254V254H256V252H257ZM6 251L4 252V253H6ZM11 251V250H10ZM11 251V252H12ZM14 252V251H13ZM16 252V251H15ZM213 252V253H212ZM255 252V253H254ZM168 253V252H167ZM223 253H224V255H223ZM264 253V252H263ZM10 254H12V253H10ZM9 254V255H10ZM14 254V253H13ZM13 254L11 255V256H8V254L6 255V259H14V258H16L15 256H14V258H13ZM141 254V255H142ZM213 254H215V255H213ZM16 255V254H15ZM164 255V254H163ZM162 255V256H163ZM2 256V255H1ZM4 254H3V257L0 259L1 261H2V259H4ZM7 256H8V258H7ZM17 256V255H16ZM144 256H146V257H144ZM150 256V258H148ZM255 256V257H254ZM9 257H11V258H9ZM208 257H210V258H208ZM218 257V256H217ZM250 257V258H249ZM193 258V257H192ZM213 258V259H212ZM6 259H4V261L7 263V262H9V260H6ZM198 261H197V260ZM228 259V258H227ZM252 259H250L249 261H251ZM248 260L245 262L246 264L248 263ZM261 260V261H260ZM0 261V262H1ZM225 261V262H224ZM3 262V261H2ZM5 262H3V264H5ZM146 262H147V260H146ZM145 262V263H146ZM151 262H153L152 260H151ZM199 262V263H198ZM251 262V263H252ZM188 263V262H187ZM186 263V264H187ZM188 263V264H189ZM226 263V264H227ZM244 263V261H243V264H245ZM251 263H249V264H251ZM252 263V264H253ZM256 263V262H255ZM254 263V264H255ZM2 264V263H1ZM230 264V263H229ZM231 264H232V262H231Z\"/></svg>",
	"mask_w": 264,
	"mask_h": 264
}]
</instances>
